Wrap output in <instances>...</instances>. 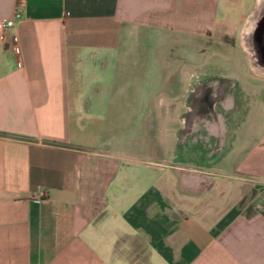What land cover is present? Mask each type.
Returning <instances> with one entry per match:
<instances>
[{
    "label": "crops",
    "instance_id": "obj_1",
    "mask_svg": "<svg viewBox=\"0 0 264 264\" xmlns=\"http://www.w3.org/2000/svg\"><path fill=\"white\" fill-rule=\"evenodd\" d=\"M206 1L0 0V264H264L261 116L181 124Z\"/></svg>",
    "mask_w": 264,
    "mask_h": 264
},
{
    "label": "rangeland",
    "instance_id": "obj_2",
    "mask_svg": "<svg viewBox=\"0 0 264 264\" xmlns=\"http://www.w3.org/2000/svg\"><path fill=\"white\" fill-rule=\"evenodd\" d=\"M204 4L210 7L208 10L209 26L205 31L207 34L199 40H194L192 53L186 50L185 40H181L178 33L176 38L178 43L172 46V68L178 69V72L172 71V78L174 79L175 76L181 78V81L177 79L179 87L183 81L190 82L189 88L182 90L181 94H176L189 102L179 106L182 114L181 124L183 126L185 123L183 115L190 112L210 113L216 120L222 121L230 133L244 114L248 113L251 121L261 116L257 129L263 128L264 106L258 105V108L251 106L248 110L249 94L247 92L249 89L247 86L249 81H264V75L255 73L249 67L248 50L243 45L242 39L240 46L238 43L239 25L251 9L252 1L210 0ZM184 67L187 71L179 72L185 69ZM201 100L208 103L204 109V106L202 107V110L199 109ZM173 108L176 106L172 105ZM210 138V146L208 145L207 149H217L212 145L213 137ZM254 192L248 190L242 198V207L248 212L254 209H264V198Z\"/></svg>",
    "mask_w": 264,
    "mask_h": 264
},
{
    "label": "water",
    "instance_id": "obj_3",
    "mask_svg": "<svg viewBox=\"0 0 264 264\" xmlns=\"http://www.w3.org/2000/svg\"><path fill=\"white\" fill-rule=\"evenodd\" d=\"M262 8H259V9H254L248 16V18L246 19V22L244 23V26H243V29H242V43L243 45L245 46L246 50H248V53H249V63H250V66L251 68L258 74H261V75H264V65H260L262 66L261 68L260 67H256L255 65L258 64L257 61H256V58H255V54H251V50L249 49V42L250 40L249 39V36L248 37L246 36V32L247 30H250L253 31L254 30H257V33L258 35L261 34V27H259V23L261 22V26L263 27L264 26V4H262L261 6ZM263 24V25H262ZM262 32H263V29H262ZM258 42V41H257ZM259 43V42H258ZM259 48V53L257 55V57L259 58L258 62L262 63L260 60V54H261V47H258ZM262 57V56H261Z\"/></svg>",
    "mask_w": 264,
    "mask_h": 264
},
{
    "label": "flooded vegetation",
    "instance_id": "obj_4",
    "mask_svg": "<svg viewBox=\"0 0 264 264\" xmlns=\"http://www.w3.org/2000/svg\"><path fill=\"white\" fill-rule=\"evenodd\" d=\"M252 1V6H253V10L254 9H259V8H262L261 6H262V4H264V0H251ZM264 16V15H263ZM263 25V24H262ZM259 27H261V34L260 35H258V33H257V30H254L253 29V31H251L250 32V30H247V32H246V36L248 37V35H250L249 36V39L248 40H250V42H249V44H250V46H249V49L251 50V54L253 53V54H255V58H256V61H257V63L258 64H256L255 66L256 67H262V66H260V65H264V26L262 27L261 26V22L259 23ZM262 29H263V32H262ZM259 43H258V42ZM258 47H261V54H260V60H262L261 62L262 63H260V62H258V60H259V58L257 57V55H258V53H259V48ZM252 54V55H253ZM262 56V57H261ZM217 89V88H216ZM208 104V103H207ZM207 104L204 102V100L201 102V107H199V109L200 110H202V107H203V109L205 108V106H207ZM207 109H208V107H207ZM206 111V110H205Z\"/></svg>",
    "mask_w": 264,
    "mask_h": 264
},
{
    "label": "built area",
    "instance_id": "obj_5",
    "mask_svg": "<svg viewBox=\"0 0 264 264\" xmlns=\"http://www.w3.org/2000/svg\"><path fill=\"white\" fill-rule=\"evenodd\" d=\"M19 18H20L19 10H14V12H13V16H12L11 19H9V20H4V21H3V20L0 21V27H1V28L10 27V26L13 25L14 20H18ZM15 51H17V50L15 49Z\"/></svg>",
    "mask_w": 264,
    "mask_h": 264
}]
</instances>
